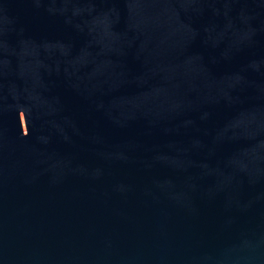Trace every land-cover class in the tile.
<instances>
[{
  "label": "water",
  "instance_id": "95a60500",
  "mask_svg": "<svg viewBox=\"0 0 264 264\" xmlns=\"http://www.w3.org/2000/svg\"><path fill=\"white\" fill-rule=\"evenodd\" d=\"M0 264H264V0H0Z\"/></svg>",
  "mask_w": 264,
  "mask_h": 264
}]
</instances>
